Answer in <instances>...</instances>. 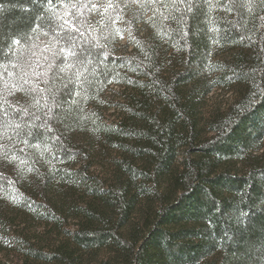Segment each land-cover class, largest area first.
<instances>
[{
  "label": "trees",
  "instance_id": "16d2710c",
  "mask_svg": "<svg viewBox=\"0 0 264 264\" xmlns=\"http://www.w3.org/2000/svg\"><path fill=\"white\" fill-rule=\"evenodd\" d=\"M84 1L0 0V264H264V0L136 6L121 55L88 11L75 56L35 84L58 47L45 18ZM176 51L183 69L163 71ZM112 84L128 92L109 125ZM213 86L233 96L202 120Z\"/></svg>",
  "mask_w": 264,
  "mask_h": 264
},
{
  "label": "rangeland",
  "instance_id": "374dc122",
  "mask_svg": "<svg viewBox=\"0 0 264 264\" xmlns=\"http://www.w3.org/2000/svg\"><path fill=\"white\" fill-rule=\"evenodd\" d=\"M155 2L156 0H96L93 3V5H95V9L92 11H89L86 8L78 7L79 12L81 13V15L78 16V19H82L84 21L83 26L80 27V25H78V27H80V31H82L85 30L84 27L90 26V23H88V18L85 19L86 12L89 11L92 13V15H95V13H100L102 15L101 19H105L104 22L108 21L113 25L116 32L113 38H116L118 36L120 37L119 41L114 44L113 47L118 50V55H121L122 51H124L123 47L128 44L129 41L133 40L132 35L135 31V28L132 27V24L136 20L140 19L141 16L140 11H138V9L136 10V6H139V8L151 7ZM158 2L161 3V0ZM85 4L87 5L86 1H84V3H80V5ZM108 5H112V7L109 8ZM105 8L108 9L106 12L104 11ZM130 8H133V10H130ZM54 47L55 44H52V50L54 49ZM49 49H45V56H43L42 58L37 57L36 63L31 68V75L33 76V78H35V84L37 85L40 83L41 85L45 84L47 77L51 73L52 68L55 66L54 64L51 68L49 67V64L52 63V56L47 60L45 59L46 55L51 54V51ZM129 49L130 47L128 48V50ZM181 55L182 54L176 51L169 58H163V71L165 70L167 73L172 69H175L174 71H181L183 69V59H185L184 56ZM225 56H227V53H218L216 54V56H212L209 59V62L211 63L212 61L216 60L223 61ZM206 72L204 71L202 74L203 80L211 76L209 74V71L206 70ZM127 92L128 90L124 89V87L120 86L119 84H112L109 86L108 91H106L104 95V101L101 106L103 115L102 120L107 122V124L110 125L115 122L116 115L119 113L122 104L124 103L123 97ZM194 96L197 106L196 113L200 119L205 120L213 110L226 105L232 99L233 92L232 90L226 89L225 87L213 86L210 88L206 87L196 90ZM108 153L109 154H107V158L104 157L97 160L95 169H97L100 173H102V170L104 171L107 169L110 158L116 154L114 150H110L108 151ZM69 227H72L71 224L69 225ZM14 261L15 263H17V260Z\"/></svg>",
  "mask_w": 264,
  "mask_h": 264
},
{
  "label": "snow or ice",
  "instance_id": "6c2138e0",
  "mask_svg": "<svg viewBox=\"0 0 264 264\" xmlns=\"http://www.w3.org/2000/svg\"><path fill=\"white\" fill-rule=\"evenodd\" d=\"M180 2H183V0H180ZM63 0H42V10L44 8H47L49 11H53L54 5H62ZM70 7H77L76 5H70ZM79 7L86 8L89 11H92L95 9V5H92L91 8H88V6L80 5ZM108 7H112V5H108ZM108 9L105 8L104 11L106 12ZM188 10H191V5L188 6ZM68 15L65 13V16ZM81 13L79 12V8H77V12L72 15V19H65L64 16H48L46 17V33L45 34H51L53 39L56 41L58 47L57 50L53 53L52 57V63L49 64V67L51 68L56 60H63L67 62L69 60V57L75 56L74 47L76 43V36L73 35L74 33H79L80 36H83L84 33L80 31V27L83 26L84 21L82 19H78V16H80ZM80 25V27H78ZM35 29H39V24L34 25ZM12 45H19L20 39L15 38L11 41ZM97 47H100V45H96ZM105 56H107V53H104ZM67 67H72V64H66ZM61 71H64V68L60 69ZM27 81H25L26 83ZM15 88V86H13ZM25 115H27V112H25Z\"/></svg>",
  "mask_w": 264,
  "mask_h": 264
}]
</instances>
